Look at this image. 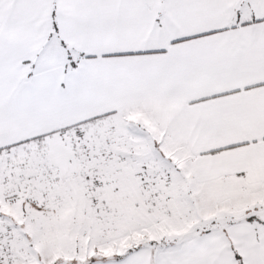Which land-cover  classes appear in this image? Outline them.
Returning a JSON list of instances; mask_svg holds the SVG:
<instances>
[{"label": "snow or ice", "instance_id": "snow-or-ice-1", "mask_svg": "<svg viewBox=\"0 0 264 264\" xmlns=\"http://www.w3.org/2000/svg\"><path fill=\"white\" fill-rule=\"evenodd\" d=\"M0 264H264V0H0Z\"/></svg>", "mask_w": 264, "mask_h": 264}]
</instances>
